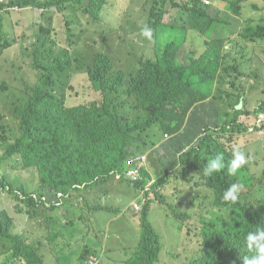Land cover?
I'll list each match as a JSON object with an SVG mask.
<instances>
[{
    "label": "rangeland",
    "instance_id": "1",
    "mask_svg": "<svg viewBox=\"0 0 264 264\" xmlns=\"http://www.w3.org/2000/svg\"><path fill=\"white\" fill-rule=\"evenodd\" d=\"M184 1L176 0L181 4H185L182 3ZM195 1L194 4L205 12L203 29L199 32L191 29L188 14L174 9L168 3L164 15L160 22L158 21L161 25L171 27L162 43L170 42L169 38L175 39L174 36H178L176 44L179 50L176 63L186 66L187 70L193 65L191 58L198 60L210 51L220 54L224 63L223 70L220 69L213 76L211 75L216 79L213 86L209 82V77L203 73L200 76L196 74L190 76L189 82H193L196 86V94L202 90L215 93L218 91L219 94L214 93V95L218 98L216 102L219 110H232V122L228 121L226 124L213 127L216 123V113L212 108V102L204 100L193 107L190 111L192 116L184 119L183 126L179 130V137L171 136V125L160 127L156 124L142 134L143 139L134 140V144L128 147V161H132L133 156L143 158L148 155L146 161L150 160V162H134L131 165L132 168L124 166L123 173L117 176L120 184L101 188V191L106 188L111 190L110 193H105L101 204L106 205L112 211L95 212L102 216L99 219L100 223L95 221L94 213L90 211L92 205H84L85 200L82 199L84 197L78 201L74 200L73 205L68 204L67 208L72 207L69 221L74 226L73 230L79 227L82 231L85 229L89 231V237H85L86 243L89 238H92L93 231L103 238L102 246L120 235L112 243L113 251L122 253L124 250L126 256L133 252L132 257H138L140 254L137 253V245L141 237V228L138 225L139 216L144 204L150 199L153 202L149 220L161 238L163 249L160 257L162 258L165 257L163 254L175 247L187 231L191 236L193 233L199 236L202 225L209 220L213 221L215 214H217L218 225L212 229H222V222L227 221L228 218L224 211L214 206L213 195L205 186L198 185L195 190L179 192L180 180L175 181L166 189H164L165 185L160 190L157 189V195L163 200L166 198L165 195H172L171 191L175 192L174 197H168L166 204L155 201L156 195L150 192L155 187V181L165 172L161 166L162 160L159 153L171 166L176 162L178 154L187 152L198 145V136L206 126L211 127L213 132L209 136L225 135L228 139V133L224 134L223 129L230 130L233 127L238 130L237 126L231 125L236 120L238 123V118L248 130H243L244 132L232 139V144L246 153L250 152L251 159L233 177L235 183L242 186L239 196L252 193L254 197L264 202V121L259 120V116L264 114V108L260 109L264 102V1ZM153 3H156V0H109L98 23L84 18L76 7L65 11L56 9L49 11L48 9L45 15L42 10L34 8L13 9L0 14L2 24L0 31V178H5L13 185L23 182L28 187H34L33 191L41 186L37 170L28 168L19 157L20 154L13 157H7L6 154L7 150L15 145L17 139L23 135L20 122L22 116L19 119L20 110L17 108L19 98L23 97V89L28 88L27 92L33 96L31 90L39 88L44 78L50 76V83L43 87L44 97L53 98L55 101L60 100L58 103L66 107L61 110L62 114L70 109L68 107L100 101V93L95 90L89 80L90 65L87 56L95 55L98 51L103 52L107 54L112 64L115 63V69L128 74L133 66L138 65L137 61H155L157 56L154 51L157 52V48L163 45L159 41L155 42V31L152 29L151 41L139 37L141 28L148 20L150 5ZM94 33L97 34L95 39L92 38ZM131 34L132 39L122 43L123 38H128L126 35ZM35 56L40 57L42 68L34 64ZM132 57H134V62ZM58 65L62 68L61 70ZM185 75L188 76V74ZM201 80L205 81L203 85H201ZM118 88L121 90L120 94L124 95L126 84H118L116 89ZM64 92L66 95L61 98L59 95ZM232 105L235 106L230 109ZM131 117L136 120V123L139 122L137 117L132 115ZM221 137L224 138V136ZM66 146L68 153L78 148V144L71 137L66 139ZM211 146L214 152H206L211 149ZM218 146L213 140H208L205 149L197 156V159L201 160L198 163L200 166H195L193 170H202L203 173L206 163L202 159H209L210 156L217 154ZM37 155L41 162L45 158L44 150H39ZM191 160L192 158L189 162ZM225 160L227 161L226 158ZM177 163L172 167L178 168ZM141 167L149 175V179H141L139 175ZM135 169H137L139 180H133L134 177L127 174ZM166 169L172 170L169 167ZM221 172L227 171L225 169ZM180 174L181 176L187 175L183 169ZM190 175L198 177L196 172ZM137 181H141V184L136 185ZM98 184L100 183L94 185L95 188ZM33 194L36 195L35 192ZM195 194H201L202 197L204 194L203 200L197 198ZM47 195L51 197L50 203H53L55 193L50 192L44 195L46 200ZM37 199L38 197L36 203L39 201ZM20 206L14 196L0 190V210L8 209L15 216L16 227L13 233L23 235L22 232H24L27 235L37 231L39 234L38 227L32 223L33 220L31 218L27 220L24 217L26 209L20 211ZM117 209L120 214L115 212ZM172 212H189L192 219L188 225H185L182 220V226H176V218ZM77 213H81L82 216L79 226L75 219ZM122 215L129 217L130 220L125 221ZM54 229L55 226L52 227V230ZM63 229L71 235L72 246L78 247L76 244L80 242L81 235L72 232L68 227ZM45 234L47 235L46 228ZM179 235H181L180 240H178ZM49 247L48 245L47 248ZM3 249L4 252L0 253V264H9L7 262L9 251L7 247ZM62 251V247L58 245L52 255L54 257L63 256ZM190 251L188 256L185 254V257H194L196 251ZM78 254V252L74 255L70 253L66 261L60 260L58 264H78L80 262ZM2 260L3 263H1ZM46 264L56 263L46 258Z\"/></svg>",
    "mask_w": 264,
    "mask_h": 264
},
{
    "label": "trees",
    "instance_id": "2",
    "mask_svg": "<svg viewBox=\"0 0 264 264\" xmlns=\"http://www.w3.org/2000/svg\"><path fill=\"white\" fill-rule=\"evenodd\" d=\"M108 2L109 0H12L8 7L39 9L42 10L43 15L48 9L49 11L51 9L65 11L71 7H76L77 11H81L84 18L98 23ZM194 2L196 3L195 0H185L182 2L185 4H181L177 3L176 0H156V3L150 5L148 20L144 26L147 25L155 31V42L159 41L163 44L157 48V52L154 51L157 56L155 61H137L138 65L133 66L128 74L115 69V63L112 64L107 54L103 52L98 51L95 55L87 56L90 65L89 80L95 90L100 93V101L68 107L70 109L62 114L61 110L66 107L58 103L60 100L55 101L53 98L44 97L43 87L50 83V76L44 78L39 88L31 90L33 96L27 92L28 88L23 89V97L19 98L20 102L17 103V108L20 110L19 119L22 116L20 122L23 135L17 139L15 145L7 150L6 154L7 157L20 154L19 157L28 168L37 170L41 186L38 187V190L34 189L33 191L34 187H28L23 182L13 185L2 178L0 179V190H4L16 198V201L21 205L20 211L26 209L24 217L27 220L31 218L32 223H34L38 216L48 220L57 203L73 205L74 200L78 201L81 197L87 196V193L77 195L78 191L94 189L96 183H100L97 186L109 182L115 183L116 180H119L117 176L123 173V167L126 165L128 145H133L134 140L143 139L142 134L156 124L160 127L171 125L173 130H180L184 119L192 116L190 111L193 109V104L202 99L203 95L210 93V90H202L196 94L189 78L194 74L203 73L209 77V82L213 86L216 79L212 76L220 69L223 70L224 63L220 54L210 51L198 60L191 58L193 65L187 70L185 69L186 66L176 63L179 50L176 44L178 36L175 35V39L169 38L170 42L162 43L168 36V29L171 28L168 25L159 24L168 3L174 9L188 14L191 29L197 32L203 29L205 12L197 7ZM1 26L0 21V31L2 30ZM96 35V33L92 34V38L95 39ZM126 36L128 38L124 37L122 43L132 39V34ZM139 37L143 38L140 32ZM35 58L34 64L42 68L40 57L35 56ZM132 60L134 62V57ZM58 68L62 69L59 65ZM204 82L201 80V85ZM118 84H126L127 88L124 90V95L120 94L119 88L116 89ZM216 94L219 92L217 91ZM65 95L66 92L59 96L63 98ZM226 106L228 107V105ZM234 106H230V109ZM262 108H264V102L260 106V109ZM221 111L222 120L226 123L232 122L233 112L230 110ZM131 115L137 117L139 122L136 123ZM238 123L236 120L231 124L237 126L238 130L233 127L230 130L223 129L224 134L228 133V139L221 136H209L211 133L206 131L211 129L207 127L204 134L199 138L198 145L192 148L189 153L181 156L182 168L189 170L193 166H200L198 163L201 160H198L197 156L205 149V145L210 139L219 145L216 148L217 152L223 153L227 160L230 159L234 147L232 139L239 133L248 130L243 123L241 124L239 118ZM258 132L260 131L258 130ZM68 137H71L78 144V148L73 149L70 153H68L66 146ZM39 150L45 152V158L41 162L37 155ZM206 152H214L212 146ZM195 154L196 156H194ZM192 155L194 160L190 164L189 160L193 157ZM215 155L210 156V158ZM202 161L207 163V158H203ZM102 169L104 170L101 171ZM200 171L202 172V170ZM173 173L165 171L164 175L155 181V187L150 192L156 195L155 201L166 204L168 197H174L175 192L171 191L172 195H165L166 198L163 200L157 195V189L160 190L165 185L164 189H166L177 180L181 182L179 192L195 190L196 186L203 185L213 195L214 206L224 211L228 219L222 222V229H212L218 225L216 222L217 214H215L213 221L209 220L202 225L199 236H195V233L191 236L187 231L181 237V241V235H179L178 240L180 241L163 255L170 257L176 264L183 250L193 249L196 251L200 250L198 247H201L204 256L202 253L200 256L196 251L194 257L187 258L185 262L189 264H242L241 257L248 255L241 248L242 235L245 231H251L257 223L264 222L263 200L249 193L239 196L235 205L225 203L222 200V193L230 184L235 183V178L228 175L227 172H219L211 177H205L206 181H194L186 175L181 176L180 173L173 175ZM139 175L141 179H149V175L144 169L140 170ZM139 184L141 181H137L136 185ZM50 192L55 193L53 203H50L51 197L49 195H47L49 202L44 197ZM195 196L203 200L204 194L203 197L201 194H195ZM37 197L39 204L36 203ZM152 202L150 199L144 204L139 216L138 225L141 228V237L137 253L140 255L131 259L128 264H162L160 260L163 249L161 238L149 220ZM32 210L34 211L31 212ZM172 214L176 218V226H182V220H184L185 225H188L192 219L189 212H172ZM123 219L125 221L130 220L125 215H123ZM14 228L15 224L8 213L0 212V253L4 252L3 248L7 247V251H9L7 262L9 264L18 262L46 264L39 250L44 244L43 237H47L45 228L48 234L52 226L49 227L48 222H46L43 232L42 227L38 228L39 234L37 231L28 234V239L24 235L13 233ZM52 236L54 235L52 234ZM87 257L88 252L82 255L81 262L83 264H86Z\"/></svg>",
    "mask_w": 264,
    "mask_h": 264
},
{
    "label": "clouds",
    "instance_id": "3",
    "mask_svg": "<svg viewBox=\"0 0 264 264\" xmlns=\"http://www.w3.org/2000/svg\"><path fill=\"white\" fill-rule=\"evenodd\" d=\"M10 2H11V0H0V6H1L0 14H2L4 12L11 11L13 9H18V8H14V7H12V8L8 7ZM207 3L210 4L209 1H207ZM18 10H20V9H18ZM140 35L142 37L148 39L149 41H151V39L153 37V31H152L151 28H149L147 25H145V26H143L141 28ZM200 75H197V76H200ZM191 84L193 85V87L195 89H197L193 82ZM214 93L215 92H210L209 94L203 95L202 99L198 100L197 102H195L193 104V107L197 103H199L201 101L210 100V103L212 102V108L214 109V111L216 113V123H215V125L213 127H218V126H221L222 124H226V122H224L222 120V118H221L222 111L219 110L218 104L216 102V100L218 98H217L216 95H214ZM230 111H232V110H230ZM259 120H260V122L264 121V114L259 116ZM207 127L211 128L209 126H206L202 130L201 134L198 136L197 141H199V138L204 134V131H205V129ZM206 132L213 134L212 130L206 131ZM178 135H179V130H173L172 129L171 136L172 137H179ZM221 136H224V138L226 137L225 135H221ZM129 146H132V145H128V147ZM194 147H196V146H194ZM194 147H192V148H194ZM192 148H190L189 151H187V152H183L181 154H178L177 160H176V162H178L177 163L178 164V168H173L172 167L176 162L173 165L169 166V164H167L165 162L167 160L159 153L160 158L162 160L161 166L164 168V171L174 172L173 175L177 174V173H180L181 169H183L182 166H181L180 158H181V156L183 154H186V153H189L190 151H192ZM127 152L129 153L128 149H127ZM194 156H196V154ZM194 156L191 157L192 160L190 161V164H191V162H193ZM250 159H251L250 152L246 153L245 151H242L240 149V147H233L232 151H231V157L227 161L225 160V157H224L223 153H217L214 157H212L210 159H207V163H206V165L204 164V167H203V173L200 170H193L195 166L191 167L189 170H184V169L183 170H184V173L187 174L186 176L189 179H191V180H194V181H206L205 177H211L214 174L219 173V172H221L222 170H225V169H226L228 175L235 176L237 174V172L240 169H242L249 162ZM128 160H129V157L126 160V165H125V167H127V168H132L131 165H133L134 162H136V163H143V162L144 163H148V162H150V160L146 161V160H148V155L143 157V158H135L133 156L132 157V161H128ZM134 167H136V165ZM168 167H169V169L172 168V170L169 171L168 169H166ZM141 169H144V168L141 167L139 170H141ZM136 170L137 169H135L132 172H128L127 173L128 175H131L132 177H134L133 180H138L139 179L138 178V172H136ZM192 172H196L198 174V177H196L195 175H190ZM0 179H2V178H0ZM116 183L120 184V181L118 180L115 183L101 184V185H99L97 187H99L100 189L101 188H105V187H111L112 185H116ZM241 187L242 186L239 183L230 184L223 191L222 200L225 203H228V204H231V205H235L238 202V200H239V194H240V191H241ZM105 190H109V189L106 188ZM1 191L5 192L4 190H1ZM62 205L63 204H61V203H57L56 207L58 208V207H60ZM100 205H102V211H105V212L112 211V210H109L106 207V205H103V204H100ZM92 208H94V206L90 207V209H92ZM137 209H139V208L137 207ZM2 211H5V212L8 213V215L13 219V222H14L15 227H16L14 214L11 211H9L8 209H1L0 212H2ZM115 212L117 214H120V211L118 209ZM77 216L81 217V221H82L81 213H77ZM112 222H113V220H112ZM110 223H111V221H110ZM85 230L84 231L81 230L84 238L86 237V234L89 233V231H85ZM17 234H19V233H17ZM118 237H120V235H117V237L115 239L111 240L110 244H112L113 241H116L118 239ZM97 245L99 246L98 248L106 249V247L102 246V244H98L97 243ZM79 246H81V245H79ZM86 248H87V246H84V249L80 253V255H79L80 262L78 264H80V263L83 264L81 262V257H82V255H84L85 253L88 252V250ZM198 248H200V250H196V251H198L200 256H201V253L204 256V251L201 250V247H198ZM241 248H243L244 251H246L248 253L247 256H242L241 257L242 264H264V222L261 221V222L257 223L254 227H252L251 231H245V233H243ZM190 250H193V249H185V250H183L180 253L179 257H178V260H177L176 264H186L187 262H185V261L187 260V257H185V254H186V252H188ZM123 252L125 253L124 250H123ZM128 255L129 256H126V253H125L124 257H125V260H127V261H125V264H128V262L131 259H133L132 256L134 254L132 252V253H128ZM160 260H161L162 264H175V262L170 257H168L167 255H165V257H163V258L161 256ZM86 264H102V259H101L100 255L97 254V252L88 253ZM187 264H189V263H187Z\"/></svg>",
    "mask_w": 264,
    "mask_h": 264
},
{
    "label": "crops",
    "instance_id": "4",
    "mask_svg": "<svg viewBox=\"0 0 264 264\" xmlns=\"http://www.w3.org/2000/svg\"><path fill=\"white\" fill-rule=\"evenodd\" d=\"M116 181H118V180H116ZM116 185H117V183H116ZM112 186H115V185H112ZM110 192H111L110 189L101 191V189L99 187H97V188L91 189L89 191L80 190L77 193V195H83V194L87 193V196L82 198V199L85 200L84 205L94 206V208L90 209V211L94 213V218H95V221L97 223H100L99 219H101L102 216L95 214V212L102 211V205H100V204L104 201L105 193H110ZM76 200H78V199H76ZM67 207H68V204H66V205L64 204L58 208L56 207V208H54L53 211H51L50 218L48 220H45V219L41 218V216H38V218L34 222L36 227H38V228L42 227V230L45 228L46 222H48L49 227L55 226L54 230H52V228L49 229L47 237H43L44 244L41 246L39 251H40L44 261H46V258H49L50 260H52L53 262L58 264L60 260H62V262L66 261L68 259L70 253L72 255H74L76 252L79 253L78 254V257H79L80 253L84 249V246H87L86 249L88 250V253L97 252V254L100 255V257L102 259V264H125L124 261H127V260H125V257H124L125 253L123 251H122V253H119V252L115 253L113 251L114 247L112 244H110L111 243L110 241L106 242V245H105L106 249H102V248L97 247L98 246L97 243L98 244L103 243V238H101L95 231H93L92 238L91 239L89 238L88 243H86L81 229H79V227H78L77 230H75V231L73 230L74 226L71 225V222L69 221L70 216H71V208L72 207H70V208H67ZM40 213H39V215H40ZM39 217H40V219H39ZM75 219H76V222L78 223V226L81 225V217H78L76 215ZM65 227H68L72 232L78 233L81 235L80 242L76 244V245H78V247L72 246L71 235L69 233H67L66 231H64L63 228H65ZM22 233L27 238L28 234L25 235L24 232H22ZM52 234L54 236H52ZM86 237H89V233L86 234ZM48 245L50 246L49 248H47ZM58 245H60L62 247V249H63L62 252H64V255L60 256V257H54L52 255V253H53L55 247ZM79 245H81V246L79 247ZM189 252H191V251L186 252V256H188ZM45 253H46V256L44 257Z\"/></svg>",
    "mask_w": 264,
    "mask_h": 264
}]
</instances>
